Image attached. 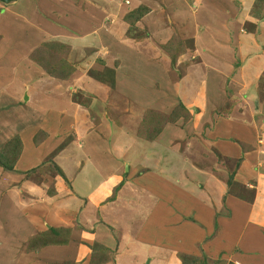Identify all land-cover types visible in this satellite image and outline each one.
Segmentation results:
<instances>
[{"label": "crops", "instance_id": "obj_1", "mask_svg": "<svg viewBox=\"0 0 264 264\" xmlns=\"http://www.w3.org/2000/svg\"><path fill=\"white\" fill-rule=\"evenodd\" d=\"M192 1L128 0L132 11L142 3L150 11L138 27L147 30L149 37L139 42L128 36L130 27L122 20L130 11L121 0L0 3V151L16 136L24 148L18 174L0 168V264H21L16 249L26 244L23 239L51 229H72V242L65 245L68 242L58 233L52 238L55 245L44 247L34 264H42L41 259L48 264H84L80 247L74 244L79 235L76 226L81 227V239L93 238L114 251L105 264H182L180 255L206 257L209 264H264V97L257 95L264 76L263 10L255 13L257 39L245 31L257 1L264 0H200L198 14L192 13ZM167 11L172 17L169 13L164 17ZM218 12L226 17L222 22L216 21ZM191 23L194 33L189 36ZM174 35L192 43L178 62L184 71L178 81L171 80V62L162 50ZM47 44L69 49L68 62L75 72L68 80L48 75L33 60ZM105 48H109L107 55L101 53ZM212 51L218 56H210L207 64ZM98 59L106 63L105 72H114L113 79L90 75L100 70L95 64ZM199 67L206 69V76L195 85L190 80ZM111 80L114 88L108 84ZM77 94L93 98L89 109L95 118L76 102ZM51 96L55 99L45 100ZM228 102L232 113L218 118L214 113ZM180 104L194 117L188 125L168 126L151 143L138 137L147 111L171 114ZM110 110L120 126L107 119ZM42 131L49 138L36 147L39 151L30 152ZM180 139L183 154L174 143ZM195 156L203 162L207 156L235 161L230 177L253 191L252 201L229 194V175L226 180L218 178L216 171L196 164ZM50 157L69 181L57 177L52 196L27 176L44 167ZM177 164L181 176H176ZM154 178L159 179L156 185ZM15 185L20 186L13 188L18 195L4 193ZM177 190L179 197L198 201L199 211L210 212V232L202 229L205 224L195 214L196 206L175 215L172 197ZM128 197L133 204L124 207ZM158 197L162 210L156 220L143 202L153 204ZM32 201L35 205L28 214L24 205L29 208ZM216 227V236L207 241ZM174 228L183 234L175 238ZM191 233L194 240L186 236ZM115 237L120 242L116 251Z\"/></svg>", "mask_w": 264, "mask_h": 264}, {"label": "rangeland", "instance_id": "obj_2", "mask_svg": "<svg viewBox=\"0 0 264 264\" xmlns=\"http://www.w3.org/2000/svg\"><path fill=\"white\" fill-rule=\"evenodd\" d=\"M96 1V0H95ZM115 1H118V0H115ZM141 1V0H140ZM160 3H164L165 2V0H163V2L161 1V0H158ZM121 2H124V4H126L127 5V7L129 8V13L128 12H125L126 14H125V17L123 18V20L122 21H124L125 22V20L126 19H130L131 20V22H134L135 21V17H139V18H141L140 19V21L139 22H137L136 24H128V26L130 27L129 28V34L131 35V36H133V37H135V38H137V39H139V40H137V39H132V40H135V41H137V42H139V41H143V40H145V39H147L148 37H149V33H147L146 31L147 30H141V29H139L138 27H142V26H139V23L142 21V19L143 18H145L148 14H149V8L145 5V4H141L140 5V7L138 8V9H135L134 11H132V9H131V7H130V4H128V0H121ZM200 2V0H193L192 1V4H193V6H194V8H193V10H192V13H195V14H198V12H199V7H198V3ZM177 8V7H176ZM221 9H223V7L221 8ZM220 9V10H221ZM261 9V10H260ZM262 10L264 11V2H261V1H257V3H256V6L254 7V10L253 11H251V13H250V16L252 15V22L251 23H247L246 24V26H245V31H247V32H252L251 34H252V37H255L256 39H257V36L255 35L256 34V30L254 29V28H256V25H254L253 23H256V22H258L256 19H255V16L256 15H258V12L259 13H261L262 12ZM169 11H167L166 13L164 12V17L165 18H168V16H169ZM178 13H180V11H178ZM255 13H256V15H255ZM254 15V16H253ZM170 16L172 17V15L170 14ZM221 18H224V19H226V17H225V15L224 14H222V13H220V12H218V17H217V19H216V21L217 20H221V22L223 21ZM246 18V12L245 13H243V15L241 16V20L242 21H244V19ZM264 19V18H263ZM204 21V23H206V21L205 20H203ZM209 25L210 26H214V24L213 23H209ZM223 25V24H222ZM255 27H254V26ZM132 26H135V27H133L132 28V30H131V27ZM173 28H175L173 25H171ZM218 27H215V29H217ZM220 28L221 27H219L217 30H219L220 31ZM223 28V27H222ZM260 28V27H259ZM210 29H211V31H212V27H210ZM231 29H234V28H231ZM204 30V28L203 29H201V32ZM236 31V29L235 30H233L232 32H235ZM228 32H230V29H229V31ZM193 33H194V30H193V24L191 23L190 24V26H189V36H192L193 35ZM212 34H215V35H217V33H213L212 32ZM192 46V43H191V45H190V47ZM107 49V48H106ZM150 49V51L152 50V48L150 47L149 48ZM40 50H43L42 51V53L41 54H38V53H40L39 51ZM40 50H38L37 52H36V54H35V57H38V58H40L45 64H47L46 66L48 67V68H51L52 70H55V72H58V73H60V71H61V73L62 74H67V72L68 71H70L69 70V66H71L70 65V63L68 62V59H69V57H70V55H69V52L67 53L64 49L63 50H58V49H53V48H46L45 46L44 47H42ZM108 50H109V48H108ZM91 51H89L87 54H86V58L88 57V56H90L91 55V53H90ZM187 52H189V50L187 51ZM101 53H103L104 54V49H102L101 50ZM108 54V51L107 52H105V55H107ZM188 53H186V54H184L183 56H185V55H187ZM183 56H181L180 58H182ZM217 57L218 56V54H216V51H212V55H209L208 57H207V59H208V61L206 62L207 64H210V60H211V57ZM230 57H231V55H230ZM180 58H179V60H180ZM224 58H227V57H225L224 56ZM235 60H236V58H234ZM179 60H178V62H179ZM67 63L68 64V67L67 66H63L62 64L64 63ZM104 60H102V59H98L96 62H95V64H96V66H99V67H101L100 68V70H98L97 72H90V75H92V76H94V77H96V78H98V79H100V80H105V81H107V80H109L110 78H109V76H110V74L109 73H107V72H105V70H104V68L106 67V63H104L103 62ZM178 62H177V65H178ZM83 63V62H82ZM177 65H176V67H175V69H176V71L175 72H173V73H171L172 74V78H171V80L173 79V81H178V80H180V77H181V75H180V73L181 74H184V71H182L180 68H178L177 67ZM40 67V66H39ZM72 67V66H71ZM42 68V67H41ZM43 69V68H42ZM45 71V70H44ZM103 73H102V72ZM195 72H194V75H193V79L192 80H190L191 82H193V83H195V85H197L203 78L202 77H204V76H206V69H204L203 67H199V68H197L196 70H194ZM101 72V73H100ZM254 72V71H253ZM106 74L104 77H103V74ZM237 73V72H236ZM235 73V74H236ZM74 74V73H73ZM227 74L230 76V72L229 71H227ZM240 74H241V72L240 73H238V74H236L239 78H240ZM204 75V76H203ZM59 80H61V79H59ZM20 82H22V81H20ZM61 82V81H60ZM15 86H17L18 88L20 87V85L18 84V83H16L15 84ZM252 89H253V86L251 87ZM253 90H255V89H253ZM252 90V94L254 95V96H256L255 94H256V90H255V92ZM257 95L258 96H260V99H262L263 97H264V76H263V78H262V84H260V89L257 91ZM78 97V100H81V102L83 103V104H86V105H89V108H90V106H91V103H92V101H93V98H91V97H88V96H84V95H80V94H77L76 96H74V99H76ZM49 98H52V99H55V96H51V97H46L45 98V100H47V99H49ZM56 98H59V97H56ZM52 99H50V100H48V102L50 103V105L51 106H54V105H52L53 104V102H52ZM264 100V99H263ZM62 103V102H61ZM257 103V102H256ZM46 104V103H45ZM117 105L116 106H118V103H116ZM24 105H25V103H24ZM131 105V104H130ZM130 105H128V106H130ZM127 106V107H128ZM233 105H231L229 102L225 105V107L224 108H222V109H220V111H216L214 114L218 117V118H226L227 116H229L231 113H232V109H233V107H232ZM114 109H116V108H114ZM90 110V109H89ZM98 112V111H97ZM95 112L93 111V112H91L90 111V114H94ZM173 113V112H172ZM171 113V114H172ZM162 114V116L161 117H153L152 119L154 120L153 121V125H149V126H145V127H141L142 126V123H141V126H140V128H139V131H138V137L140 138V139H143V138H141L140 136H139V134H140V132L142 133V135L143 136H147L148 134H147V131H149L150 129H153L154 128V131H157L158 132V129H159V131L160 132H163L168 126H174V127H176V128H184V126H186V125H188L191 121H192V119L194 118L192 115L191 116H184V115H181L182 117L180 118V120H178L176 123H174V124H172V123H167V124H165L166 123V121H167V118H165V119H163L162 117H165V116H168V115H171V114H167V113H161ZM107 115V114H106ZM107 119H109L110 120V122H111V125H113V124H115L116 123V125H118V126H120V120H119V118L118 117H116V115L114 114V112L112 111V110H110L109 112H108V115H107ZM92 118H93V116H92ZM144 120V119H143ZM97 121H98V119H97ZM94 122H96V121H94ZM119 122V123H118ZM143 122V121H142ZM99 122H96V124H98ZM142 128V129H141ZM39 133H42L43 135H41L40 136V138L39 139H41V144L44 142V141H46L48 138H49V135L46 133V132H44V131H42V132H39ZM39 133L35 136V137H38L39 136ZM45 135H46V137H45ZM110 135H111V137H112V135H113V133H111L110 132ZM116 133H115V135H114V138L116 137ZM16 137H18V136H16ZM16 137H14V138H16ZM13 138V139H14ZM72 137H71V135L68 137V138H66V142H64L63 143V145L62 146H64L65 144H68V142H69V140L71 139ZM12 139V140H13ZM114 140V139H113ZM144 141H146L145 139H143ZM11 141V140H10ZM9 141V142H10ZM156 141V140H155ZM8 142V143H9ZM146 142H149V141H146ZM230 142H233L232 140L230 141ZM7 143V144H8ZM149 143H151V142H149ZM175 143V145L177 146L178 145V152H179V154H183V152H184V145H183V141L180 139V140H177V141H175L174 142ZM6 144V145H7ZM184 144H185V142H184ZM5 145V146H6ZM145 145H148V144H145ZM186 145V144H185ZM4 146V147H5ZM38 146H40V145H38ZM38 146H32V148H28V149H31V151L30 152H37V151H39L38 149H36V147H38ZM4 147L1 149V150H3L4 149ZM58 149H61V148H58ZM57 149V150H58ZM143 150L145 151V150H147V148H143ZM177 152V153H178ZM195 155V154H194ZM190 156L192 157L193 156V154H190ZM122 159H123V161L125 160L123 157H122ZM48 161H46V164H44V167H42V168H36L35 170H37V171H35V172H32L31 174H30V176L28 177V179L30 180H32V181H34V182H36V183H38L40 186H42V188L44 187V189H46L47 190V192H49V191H53V192H56V186H57V181H56V178L57 177H60L64 182H66L67 184H68V179H67V177H66V175H64V173L63 174H60L59 172H57L55 169V165H54V162H53V157L51 158H48L47 159ZM194 160V162L196 163V164H198V165H200V166H202L205 170H207V171H210V172H214V171H216V174H217V177L218 178H223L224 180H226V175H229V177H230V173H232V172H234L235 171V169H236V166H237V164H236V162L235 161H233V160H231V159H227V158H222V157H218V156H216V158L215 157H209V156H207L206 157V162H203V161H200V160H198L197 159V157L195 156V158L193 159ZM216 165H219V167L221 166V168H219V170H217V166ZM177 166H178V169H177V172H176V176H181L180 174H181V165H179V164H177ZM125 170H126V168H125ZM214 170V171H213ZM223 170H225V171H223ZM34 171V170H33ZM209 172V173H210ZM6 173V172H5ZM22 174H24V173H22ZM30 180V181H31ZM158 180L159 179H156V178H154V184L156 183V182H158ZM156 185V184H155ZM154 185V186H155ZM18 186L19 185H15V186H11L8 190L7 189H5V191H4V193H15V196L16 195H18L17 194V192L16 191H13V188H18ZM19 188H20V186H19ZM173 193H174V196L172 197V199L174 198L175 199V201L173 200V207H172V210H174V212H175V215H178V216H180V214L182 215L183 214V209L184 210H186V208H191L190 206H196L197 208H198V211H196V215L197 216H200L201 217V219L203 220V223L206 225H204V227L202 228L205 232H210V230H211V228L212 227H210L211 226V224H212V220H211V218H210V216L208 215L207 216V214L209 213L210 214V212L209 211H205V209H201L200 211H199V207L196 205V204H199L198 203V201H196L195 199H190V197L189 198H186V197H184V196H182V197H179V194H178V190L177 191H173ZM233 194L235 195V196H237V197H239V198H241V199H243V200H246V201H252V199H253V195H254V193H253V191L252 190H249L248 188L247 189H244V188H237V189H235L234 188V190H233ZM159 199V197L158 198H156L155 200H153V204H152V202H150L149 200H146V201H144L143 203H144V209L148 212V210H149V213H148V215H150V214H152V217H154L156 220H158V219H160V217H159V212H160V210H162V207H161V203H160V201L158 200ZM113 200H116V196L114 197V199ZM164 201H165V199H164ZM123 202H129V203H127V206H125L124 205V207H131V205L133 204V201H132V203H131V198L130 197H128V199H125ZM190 202L191 203H193V204H190ZM158 203H159V208H157V205H158ZM33 205H35V203L32 201V203H30V207L29 208H27L25 205H24V209L28 212V214H29V211H31V209L33 208ZM164 205H167V203H164ZM137 203H135V206L133 207V209L134 208H137ZM152 206V207H151ZM158 210V211H157ZM166 210H164V212H165ZM130 215H132V216H134L135 215V211L134 212H131L130 214H129V216ZM31 218V216L30 217H28V219H30ZM216 219H217V217H216ZM119 221V220H118ZM151 226H152V224L151 223H149ZM138 225H139V221L137 222V223H134L132 226H131V228L132 229H130V233H132L133 231L132 230H135V228H137L138 227ZM142 225V224H141ZM122 227H124V226H122ZM122 227H120V229L122 228ZM75 229L77 230V231H79V235H78V237L76 238V240H74V244H75V246L76 247H80V258H82L83 259V261L85 262L84 264H105V262H107L108 260H110L111 258H113V255H114V251H109V252H107V253H102L101 252V249H103V247L102 246H100L97 242H95L94 241V239L93 238H86V237H83L82 239H81V227L80 226H76L75 227ZM182 229V228H181ZM218 229H219V227H216L215 228V231L213 232V234L211 235V237H208V239H207V241H209L213 236H216V234H217V232H218ZM63 230H70L69 232H70V235H69V237L70 238H68L71 242H72V239H71V234H72V229H63ZM48 233V232H47ZM174 233H176V236H175V238H178V236H180V235H182L183 234V231L181 232V233H179L178 231H175V228H174ZM33 234V233H32ZM36 233H34L33 234V238L32 237H30L31 239H23V241H24V243H26V244H24V245H21V246H18V247H21L20 249H16V252L18 253V255L20 256L19 257V259H21V264H28L30 261H31V264H34L35 262H36V258H37V255L39 254V252H41L42 250H43V248H44V246H43V242L45 241V239L44 238H40V239H38L37 241L36 240H33V239H35L36 237H37V235H35ZM39 234H41V233H39ZM62 234L63 235H65L66 234V231H64V232H62ZM171 235H173V234H171ZM186 236L188 237V240H194V236H192V233L191 234H186ZM174 238V239H175ZM115 239H116V244H115V247H114V250L115 249H117L118 248V245H119V241H118V238H116L115 237ZM69 240H68V243H66L64 240H63V242L64 243H66L65 245H68L69 244ZM176 241V240H175ZM30 242V243H29ZM70 242V243H71ZM70 245V244H69ZM71 247H73V245L71 246ZM238 250V249H237ZM19 251H20V253H19ZM116 251V250H115ZM240 253V252H239ZM64 256H67V254L66 253H64ZM203 256H205L204 254H203ZM202 260L203 261H207L208 262V259L206 258V257H203L202 258ZM40 262L42 263V264H48L47 262H45L43 259H41L40 260ZM134 264V263H133ZM209 264V263H208ZM213 264H222V262H214ZM224 264V263H223Z\"/></svg>", "mask_w": 264, "mask_h": 264}, {"label": "trees", "instance_id": "obj_3", "mask_svg": "<svg viewBox=\"0 0 264 264\" xmlns=\"http://www.w3.org/2000/svg\"><path fill=\"white\" fill-rule=\"evenodd\" d=\"M135 21L134 22H131L130 19H126L125 22L127 24H136L137 22L140 21L141 18H139L138 16L135 17ZM135 27V26H132L131 27V30L132 28ZM128 36L130 39H137L133 36H131L128 32ZM139 40V39H137ZM190 42L188 43L187 41H184L183 39H181L180 37L174 35L171 40L162 46V50L168 55L169 59H170V62H171V73L175 72L176 69V65H177V62L179 60V58L181 56H183L184 54L188 53L187 51L191 49L190 47ZM46 48H53V49H58V50H65L67 53L69 52V49L64 47L63 45H58V44H47L45 46ZM42 52L38 53V54H41ZM33 60L35 61V63L37 65H39L40 67H42L45 72L52 76V77H56L58 79H61V80H68L71 75L75 72L74 69L71 68V66H69V70L67 72V74H62L61 71L60 73L58 72H55V70H52L51 68H48L40 58L38 57H33ZM64 62V61H63ZM64 67L67 66L68 67V64L67 63H63L62 64ZM107 73L110 74V78L113 79L114 78V72L113 71H109L108 69L106 70ZM96 78V77H95ZM181 78V77H180ZM98 79V78H96ZM108 84H110V86L112 88H114L115 84H114V80H111V82H109ZM76 102L82 106H84L85 108L89 109V105H86V104H83L81 102V100H78V97L75 99ZM90 112V110H89ZM181 115H184V116H191V113L190 111L185 107L183 106L182 104H180L174 111L171 115H168V116H165V117H162L163 119L167 118V121L165 124L167 123H176L178 120H180V118L182 117ZM92 116L95 118V116L92 114ZM162 114L159 113V112H155V111H147L146 114H145V117H144V120L142 122V128L145 127V126H149V125H153V117H161ZM141 128V129H142ZM162 132L159 131L158 129V132L157 131H154V128L153 129H150L149 131H147V136H143L142 133L140 132L139 136L143 139H145L146 141H149V142H154L158 136L161 134ZM43 135L42 133H39V136L38 137H35L34 139V143L36 146L40 145L41 144V139L40 136ZM46 137V135H45ZM23 151H24V148H23V144H22V141L20 139V137H16L14 138L13 140H11L5 147L3 150L0 151V168H2L4 170V172L6 173H10V174H18V172L16 171V166L23 154ZM241 162V161H240ZM240 164V163H239ZM239 166V165H238ZM55 170L57 172H59L60 174H63L61 169H59L58 167L55 166ZM37 170H34V171H31L29 173H27V176L29 177L30 174L32 172H35ZM227 187H228V190H229V194H232L233 195V190L234 188L237 189V188H241L240 185H238L237 183L234 182V176L232 175L228 182H227ZM119 190V189H118ZM54 193L56 192H53V191H49L48 194L50 196H52ZM235 196V195H234ZM237 197V196H236ZM225 198H224V203H225ZM50 232H46L42 235H39L37 236L35 239L33 240H38L40 238H44L45 241L43 242V246L44 247H48L50 245H55L53 244V240L52 238L57 235L58 233H62L64 231H66V234L61 236V238L65 241V242H68V238L69 235H70V230H63V229H51ZM51 236V237H50ZM60 245V244H59ZM110 250L109 249H106V248H103L101 249V252L102 253H107L109 252ZM180 261L182 262V264H208L207 261H203L202 259H199L197 257H192V256H187V255H180L179 257ZM223 264V262H222ZM224 264H227V263H224Z\"/></svg>", "mask_w": 264, "mask_h": 264}, {"label": "water", "instance_id": "obj_4", "mask_svg": "<svg viewBox=\"0 0 264 264\" xmlns=\"http://www.w3.org/2000/svg\"><path fill=\"white\" fill-rule=\"evenodd\" d=\"M16 0H0V3L4 4V5H9L13 2H15Z\"/></svg>", "mask_w": 264, "mask_h": 264}, {"label": "built area", "instance_id": "obj_5", "mask_svg": "<svg viewBox=\"0 0 264 264\" xmlns=\"http://www.w3.org/2000/svg\"><path fill=\"white\" fill-rule=\"evenodd\" d=\"M128 4H129V3H128ZM107 51H108V48H107V49L105 48V49H104V54H105V52H107Z\"/></svg>", "mask_w": 264, "mask_h": 264}, {"label": "clouds", "instance_id": "obj_6", "mask_svg": "<svg viewBox=\"0 0 264 264\" xmlns=\"http://www.w3.org/2000/svg\"><path fill=\"white\" fill-rule=\"evenodd\" d=\"M130 4V3H129Z\"/></svg>", "mask_w": 264, "mask_h": 264}]
</instances>
